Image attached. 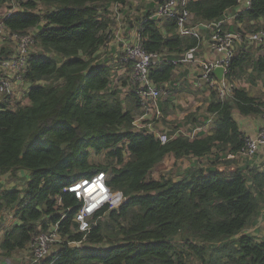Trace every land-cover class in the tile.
I'll return each mask as SVG.
<instances>
[{"label": "trees", "instance_id": "obj_1", "mask_svg": "<svg viewBox=\"0 0 264 264\" xmlns=\"http://www.w3.org/2000/svg\"><path fill=\"white\" fill-rule=\"evenodd\" d=\"M7 1L0 0V7ZM17 1L21 9L4 22L14 32L37 28L35 44L41 51L30 54L24 73L29 103L0 104V174L28 173L24 189L0 190V212L9 209L17 220L4 231L2 255L30 249L34 236L57 227L62 242L40 264H264V240L243 233L258 223L264 207V167L234 166L235 158H229L248 139L234 112L264 115V92L252 95L234 78L251 69L252 79H264V55L240 49L226 74L233 84L230 94L222 99L211 90L204 119L194 113L185 117L183 124L193 126L187 131L209 120L210 131L191 137L179 133V124L171 125L163 143L154 133L135 130L142 109L136 88L123 97V89L112 86L118 67L110 56L103 58L107 63L98 61L112 32L105 14L111 5L130 0ZM156 2L163 0H153L141 13L138 34L147 52L170 53L152 64L149 74L170 103L179 60L200 40L181 36L176 20L156 18ZM250 2L236 21L259 31L264 0ZM239 5L240 0H190L187 9L197 25L221 20ZM40 6L45 11L37 10ZM2 53L0 60L12 55L8 49ZM187 92L197 96L201 90L190 85ZM170 154L177 160H209L191 162L178 180L151 177ZM222 158L225 167H220ZM100 172L124 200L91 219L87 246H70L69 241L83 237L75 221L81 201L70 186Z\"/></svg>", "mask_w": 264, "mask_h": 264}, {"label": "built area", "instance_id": "obj_2", "mask_svg": "<svg viewBox=\"0 0 264 264\" xmlns=\"http://www.w3.org/2000/svg\"><path fill=\"white\" fill-rule=\"evenodd\" d=\"M190 0H163L157 5L154 16L159 19L171 18L176 20L177 32L181 36H194L197 39L202 38L201 29L209 28L211 30L209 46L212 50L220 53V56L210 60H200L201 76L196 85L202 87L204 84L210 89L217 90L220 97H227L232 91L233 84L226 79L229 65L237 54V46H250L255 42L264 43V29L255 31L252 34H244L239 31L227 29L225 27V18L208 24H193L192 15L187 9ZM244 7L235 11L237 15L244 8L251 4L250 0H240ZM12 10L0 18V42L5 40H16V49L12 52L10 59L2 60L3 66L11 67L15 70V80L24 81V73L29 62V48L35 44V34L37 28H33L26 33L14 32L10 30L5 22V17L9 16ZM140 36H137V42L127 44L124 52V58L131 64L133 69V79L136 92L139 96L142 117L149 113L160 117L161 111L158 104V97L162 94V89L150 78V67L162 60V53L147 52L140 42ZM199 46L192 47L183 54L179 63H190L196 58V52ZM224 67V78L219 80L213 73L216 67ZM15 84L12 78L0 76V96H10L14 94ZM137 119L135 121V130H140ZM147 133H154L163 143L168 141L167 133L153 132L151 123L148 124ZM144 130V129H143ZM264 148V124L258 133L254 136H248L246 146L237 154V157L244 159H253L254 156ZM70 190L76 194L81 201L80 209L76 214L75 221L78 223L79 230L83 232L81 240L69 241L70 246H82L91 232V219L105 208L115 209L122 204L124 195L121 191H113L106 182V174L100 172L90 179H82L70 186ZM62 242V237L57 227L51 228L47 232L37 234L33 237L30 244L32 260L29 264H40L48 256L52 255L57 248L56 244Z\"/></svg>", "mask_w": 264, "mask_h": 264}, {"label": "rangeland", "instance_id": "obj_3", "mask_svg": "<svg viewBox=\"0 0 264 264\" xmlns=\"http://www.w3.org/2000/svg\"><path fill=\"white\" fill-rule=\"evenodd\" d=\"M152 1L153 0H130L126 4V6L114 4L111 7H109V11L108 13L105 14V17L110 20L109 23H110V28L112 32L110 35L109 42L104 47H102L100 53L98 54V61L107 63V59H103V58L105 56H110L111 62H113V65H118L117 62H122L123 64L126 65V68H127V64H130V63H128L125 59H123L124 52H125V49H124L125 44L124 42H121L120 38L126 37V36H131L133 38L135 37L136 29H137L136 27L139 26L140 18L143 16L141 15V13L145 14V12L150 9V5L152 4L151 3ZM156 5H157V2H156ZM243 7H244V4L239 5V8L242 9ZM155 8L156 6L154 7L153 11H155ZM20 9L21 7L17 0H8L4 6L0 7V18H2L5 14H7L8 12L12 10L18 11ZM143 9L145 11H142ZM37 10H40V12L45 11L44 8H42V6H40L39 9ZM131 25L133 26L131 27ZM235 27L237 28L234 31H239L244 34H252L253 32L256 31L255 27L253 26L245 27L243 24L241 26L235 25ZM136 42H137V39L135 42H134V39H132L130 43H126V44H134ZM16 45H17L16 40L1 41L0 42V56H3L2 50L8 49L12 53L16 49ZM248 48L249 50H252V52L255 55H264V43L255 42L254 44L248 46ZM40 51L41 49L36 44H34L31 48H29V54L39 53ZM114 60H117L116 63ZM2 63L3 61L0 60V69L3 68ZM116 72L117 73L114 78V82L112 84L113 87L121 88L120 86H122L124 81L134 82L133 69H132V72H130V76L127 74L126 76L123 74L121 75L119 72V69H117ZM250 72H251V69H248L246 74L242 78H234V84L237 86L248 87V91L252 95H256V96L261 95L264 92V79L261 77L252 79L250 76ZM177 76H179V73L175 72V77ZM210 90H213V89H210ZM163 92L161 94V98L159 99V102L161 101V103H166L165 104L166 112L169 113L170 111L169 114L173 116L172 123L175 124L176 122H179L181 124V122H184L185 117L189 113H194L198 118L200 117L199 119L201 121L204 119L205 113H202L204 111L193 110L196 105L195 103H190L191 102L190 100H187L188 102L187 104L177 102L169 107L168 105L169 102L167 103V100H166L168 93L166 92V90H163ZM204 93L208 97L209 91L206 90ZM122 96H124V93L122 94ZM18 98L21 99L20 102L23 103L22 105H26L27 103H29L26 96L21 97L20 95V97H16V96L14 97V99L12 100V106H15L17 104V100H19ZM202 98L204 97H200V99ZM204 106L205 104L200 105L197 108H203ZM160 111H161L160 117L154 116L153 113H149L146 117H142L143 112L140 111V113L138 114L136 118L138 120L137 121L138 126L142 127V129L149 130L150 127H148V124L151 123V130H153V132H156V133L162 132L158 129L159 123L164 121V115L162 113L161 107H160ZM234 113L238 114L237 111H235ZM236 117L239 118L241 116L236 115ZM262 118L264 119V115L261 116V125H263ZM184 125L186 126V124ZM184 125H181L182 127L179 129V133L189 134L187 131V126L185 128ZM212 126H213L212 122L209 120L208 123L203 126V128L207 131H210ZM188 128H191V127H188ZM190 135H193V134L191 133ZM206 158L207 157H205L204 159ZM229 158H235V161L232 162L234 166H245L246 164L249 163L250 167L256 165V166H259V168H263L264 167V148L259 150V152L256 154V156H254L253 159H244L242 157L238 158L235 155H231L229 156ZM190 159L192 158L186 157V158L177 160L174 158L172 154H170L164 159L162 163L158 164L150 172V176L153 178H157V179L170 178V179L178 180L181 178L184 170L186 169L184 165L188 164V160ZM196 162L198 165H202V164H206L208 160L202 161L200 159V161L197 160ZM221 162L222 163H220V167H225L224 158L221 159ZM26 182H27L26 176L25 175L21 176L20 173L17 176L16 175L12 176L11 174H0V189H1V186H4L3 189L4 188L11 189V187L13 186L21 190L25 188ZM109 209H112V208H109ZM11 217L12 215L9 209H5L1 211L0 220L5 219V223L1 224V221H0V228L4 226L6 227V223L11 220ZM257 220H258L257 224L250 225L248 228H246L243 231V233L254 236L256 240L261 241V240H264V207L262 209L260 216L257 217ZM58 245L59 244H56L55 248H58ZM87 245L88 244L86 243L83 244V246H87ZM31 260H32L31 249H26L20 252H16L11 257H6L2 255L1 249H0V264H29ZM188 264H202V263L199 260H197L195 262L189 261Z\"/></svg>", "mask_w": 264, "mask_h": 264}, {"label": "crops", "instance_id": "obj_4", "mask_svg": "<svg viewBox=\"0 0 264 264\" xmlns=\"http://www.w3.org/2000/svg\"><path fill=\"white\" fill-rule=\"evenodd\" d=\"M240 4H244V3L241 2ZM124 6H126V5H124ZM240 9L241 8L238 7L235 11L240 10ZM142 11H145V10L143 9ZM235 11H228L226 13V15L224 16V18L226 20L225 27L227 29H229L228 27H231V26L235 27V25H238V26L242 25L241 22L236 21V17L237 16L235 14ZM132 26L133 25H131V27ZM136 28H137L136 29V34H135L134 38L131 37V36H126V37H121L120 38L121 42H124V44H125L124 45V49L126 48V45H127L126 43H130V41L132 39H134V42L136 41L137 36H138V26ZM201 33H202V38L199 39L200 40L199 49L196 52L195 60L193 62H190V63H184V64L180 63V64H178V66L175 69V72H178L179 76H177L174 79V82H173V91H172V93L174 94V97L171 100V102L169 103V107L171 105H173L174 103H177V102H180V103H183V104H187L188 103L187 100H190L191 101L190 103H195V105H196L193 110L204 111L202 113H205V111H206V107H207V105H208V103L210 101V91L211 90H210V87L207 86L206 84H204L202 87H199V86L196 85V82L200 78L201 73H202L201 67L199 65V61L200 60H204V59L210 60V59H213V58H217V57L220 56V53L217 52V51L212 50L210 48V46H209L208 38L210 36L211 30L209 28H202L201 29ZM242 48H244V46L238 45L237 46V53ZM167 54L170 55V53H168V52L162 53L163 58H165L167 56ZM114 61L116 63L117 60H114ZM117 63H118V65H116V66L118 67L120 74L121 75L123 74L125 76L127 74V75L130 76V72L126 71L127 70L126 65L123 64L122 62H117ZM0 76L7 77V78H12L14 80V84H15L14 94L10 95V96H2V97L0 96V104H7V105H9L11 107L12 106V100L14 99L15 96L16 97H20V95H21V97L22 96L23 97L26 96V90L29 88L30 84L26 83L25 81L15 80V70L13 68H11V67L3 66V68L0 69ZM190 85L194 86L195 88H199L201 90L200 94L195 96L192 93H188L187 90H188V88H190ZM120 87L123 89V93H124L123 97H125L126 94H127L126 91H130L131 89H134L135 85H134L133 81H131V82L127 81L126 85L122 84V86H120ZM246 88L248 90V87H246ZM20 89H21V91H20ZM206 90L209 91L208 97L204 93ZM200 97H204V98L200 99ZM18 99L19 100H17V102H20L21 99L20 98H18ZM204 104H205V106L203 108H197L198 106L204 105ZM169 113H170V111H169ZM169 113L166 112V114L164 115V121L159 123V126H158V129L160 131L164 132V133L168 132L169 126H171L172 124L173 125L179 124V128L182 127L181 125H184L183 122H181V124L179 122H176L175 124L172 123L173 116L170 115ZM198 115H200V114H198ZM236 115H239L241 117L237 118ZM234 116H235L236 120L238 121L241 129L243 131H245L247 136L256 135L258 133V131L260 130V127L262 126L261 125V116H243V115H240L239 113L238 114L234 113ZM262 122L264 124V119L263 118H262ZM199 125L200 126L195 127L193 131H188L189 134H191V133L193 134V135H190L191 137H193L195 135V133H197V132H199V131L204 129L203 126L205 124L204 125L199 124ZM186 126H187V130L189 129L188 127H193L191 124H186ZM186 126L184 125L185 128H186ZM200 159L202 161L203 160H209L208 157L206 159H204V158H200ZM196 160H197L196 158H192V159L188 160V164H186L184 166L187 167L191 162H194ZM20 174H21V176L25 175L26 176V180H27L28 173L26 171H23ZM3 187L4 186H1L0 190L9 189V188H4L3 189ZM12 188H16V187L12 186L11 189ZM0 221H1V224L5 223V219L0 220ZM16 221L17 220L15 218L11 217V220L6 223V227L4 226V227L0 228V242H1V239L3 237L5 229L8 228L10 225L14 224Z\"/></svg>", "mask_w": 264, "mask_h": 264}, {"label": "water", "instance_id": "obj_5", "mask_svg": "<svg viewBox=\"0 0 264 264\" xmlns=\"http://www.w3.org/2000/svg\"><path fill=\"white\" fill-rule=\"evenodd\" d=\"M213 73L217 76L219 80H222L224 78V67L223 66L216 67Z\"/></svg>", "mask_w": 264, "mask_h": 264}]
</instances>
